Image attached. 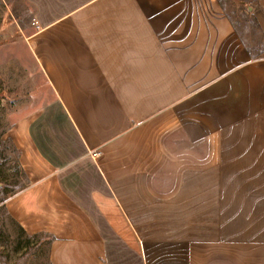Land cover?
I'll return each mask as SVG.
<instances>
[{
    "label": "crops",
    "instance_id": "crops-1",
    "mask_svg": "<svg viewBox=\"0 0 264 264\" xmlns=\"http://www.w3.org/2000/svg\"><path fill=\"white\" fill-rule=\"evenodd\" d=\"M21 1L43 96L5 208L49 264H264V53L223 1Z\"/></svg>",
    "mask_w": 264,
    "mask_h": 264
},
{
    "label": "rangeland",
    "instance_id": "rangeland-1",
    "mask_svg": "<svg viewBox=\"0 0 264 264\" xmlns=\"http://www.w3.org/2000/svg\"><path fill=\"white\" fill-rule=\"evenodd\" d=\"M222 1L244 46L258 57L264 52L263 34L253 16L236 0ZM31 15L21 0H0V264H49V236L28 235L5 208V202L28 184L10 129L40 107L35 104L36 94L43 96L42 90L28 89L40 77L33 70L35 45L27 37L34 28Z\"/></svg>",
    "mask_w": 264,
    "mask_h": 264
},
{
    "label": "trees",
    "instance_id": "trees-1",
    "mask_svg": "<svg viewBox=\"0 0 264 264\" xmlns=\"http://www.w3.org/2000/svg\"><path fill=\"white\" fill-rule=\"evenodd\" d=\"M262 40H263V45H264V37L262 38ZM248 52H249V51H248ZM263 53H264V52L261 51V53H259L258 56H260V54H263ZM26 181H27V180H26ZM47 238H48V240H49L50 243L53 241V238H52V237L49 236V237H47Z\"/></svg>",
    "mask_w": 264,
    "mask_h": 264
}]
</instances>
